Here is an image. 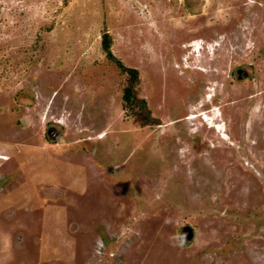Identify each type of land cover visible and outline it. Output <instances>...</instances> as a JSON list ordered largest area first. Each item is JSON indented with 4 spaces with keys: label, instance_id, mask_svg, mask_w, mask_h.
Returning <instances> with one entry per match:
<instances>
[{
    "label": "rangeland",
    "instance_id": "1",
    "mask_svg": "<svg viewBox=\"0 0 264 264\" xmlns=\"http://www.w3.org/2000/svg\"><path fill=\"white\" fill-rule=\"evenodd\" d=\"M0 264H264V0H0Z\"/></svg>",
    "mask_w": 264,
    "mask_h": 264
}]
</instances>
